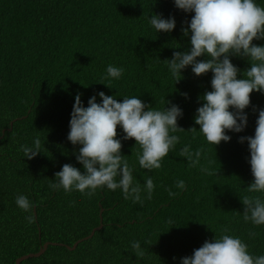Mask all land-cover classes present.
Listing matches in <instances>:
<instances>
[{
  "label": "trees",
  "instance_id": "16d2710c",
  "mask_svg": "<svg viewBox=\"0 0 264 264\" xmlns=\"http://www.w3.org/2000/svg\"><path fill=\"white\" fill-rule=\"evenodd\" d=\"M257 3L264 7V0ZM152 14L173 16L176 28L156 34L148 23ZM192 15L177 9L173 0H0V136L5 129L0 139V264H16L48 241L72 246L100 225L102 207L103 228L76 249L51 244L21 264H179L225 230L246 243L253 256L264 255V226L243 220L241 199L260 194L247 191L254 179L250 153L246 141L238 142L254 135V108H264V94H250L244 131L227 132L231 140L215 148L205 142L194 116L202 106L199 97L211 91L212 73L197 77L189 66L176 82L164 61L190 47L181 29ZM231 62L241 72L250 67L246 58L231 57ZM108 65L124 68L119 80L103 79ZM101 91L120 102L137 96L156 109L176 104L183 110L177 121L183 130L175 133L180 143L159 169L140 168L135 140H122L121 154L135 166L134 183L143 187L150 177L156 186L150 200L143 193L142 203L125 200L120 189H98L91 197L49 189L64 164L84 171L76 161L80 146L67 140L70 114L77 94L87 107V100ZM117 133L120 138L119 127ZM36 136L41 152L29 160L20 146L31 145ZM185 145L193 152L202 149L201 164L211 162L216 174L202 175L199 166L191 167L179 155ZM178 180L185 181L182 191L175 187ZM169 190L179 194L170 196ZM18 195L33 202L32 223L25 219L30 213L17 207ZM133 241L141 243L144 257L135 255Z\"/></svg>",
  "mask_w": 264,
  "mask_h": 264
},
{
  "label": "clouds",
  "instance_id": "9594fccd",
  "mask_svg": "<svg viewBox=\"0 0 264 264\" xmlns=\"http://www.w3.org/2000/svg\"><path fill=\"white\" fill-rule=\"evenodd\" d=\"M173 3L184 13L193 14L187 26L181 29L182 35L189 37L190 47L174 52L171 59L164 61L176 82L189 66L197 77L212 73L211 91L199 97L202 106L196 109L194 123L199 125L198 132L205 142L215 148L222 141L231 140L227 132L240 133L247 127L245 109L250 106V94L253 91L264 94V44L253 43L254 40L264 41V7L257 0H173ZM148 23L156 34L171 33L176 28L175 18H164L162 14L150 15ZM200 57L205 59H198ZM231 57L246 58L250 67L241 72L231 62ZM123 73V67L108 65L103 79L110 83L119 80ZM184 96L187 98V93ZM254 110L258 111L254 135L241 136L238 142L246 141L250 153L248 163L254 179L247 191L260 195L244 196L241 201L245 206L243 220L253 226H264V108ZM182 116L183 110L176 104L156 109L137 96L123 97L120 102L102 91L90 97L85 107L81 95L77 94L67 140L73 146H80L76 161L84 171L64 164L54 174L55 180L49 184V189L65 193L77 191L88 197L98 189H120L125 200L142 203V193L143 199L150 200L156 186L150 177L143 187L134 183L135 166H130L121 154L122 140H135L140 168L159 169L163 158L180 143L175 133L183 130L177 124ZM118 127L122 131L120 138H117ZM190 131L195 133L197 128ZM40 149L39 136L31 145L20 146L23 157L29 160L39 154ZM179 155L185 157L191 167L199 166L202 175L216 174L211 162L209 166L201 164L202 149L193 152L190 145H185ZM175 187L184 190L185 181L178 180ZM178 194L169 190L170 196ZM15 203L19 209L30 213L25 219L32 223L33 202L25 195H18ZM226 233L227 230L212 241L206 240L191 256L181 258L179 264H264V255L253 256L239 237ZM131 248L138 258L144 257L139 241H133Z\"/></svg>",
  "mask_w": 264,
  "mask_h": 264
},
{
  "label": "water",
  "instance_id": "95a60500",
  "mask_svg": "<svg viewBox=\"0 0 264 264\" xmlns=\"http://www.w3.org/2000/svg\"><path fill=\"white\" fill-rule=\"evenodd\" d=\"M12 125H13V122H11V126ZM4 133H5V129L3 130V135H4ZM3 135L0 136V139L3 137ZM103 211H104V208L102 207L101 211H100V225L95 227L88 236H85V237L80 238L79 240H77L72 246L64 244V243H56V242H49L48 241V242H45L44 244H42V246L40 247V249L37 252H30V253H27V254H24V255L18 257L16 259V264H21L22 261H24V260H26V259H28L30 257H39V256H41L42 254H44L46 252V250L48 249L49 245H51V244H62V245H65L67 248H69L71 250L76 249L80 242H82L83 240L91 238L95 234V232L97 230H100V229L103 228V217H102Z\"/></svg>",
  "mask_w": 264,
  "mask_h": 264
}]
</instances>
